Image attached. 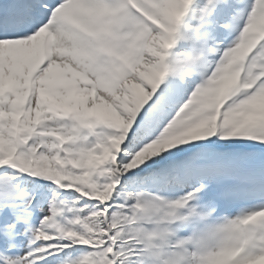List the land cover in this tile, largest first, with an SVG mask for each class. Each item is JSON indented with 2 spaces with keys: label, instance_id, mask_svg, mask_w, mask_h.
I'll return each instance as SVG.
<instances>
[{
  "label": "snow or ice",
  "instance_id": "6c2138e0",
  "mask_svg": "<svg viewBox=\"0 0 264 264\" xmlns=\"http://www.w3.org/2000/svg\"><path fill=\"white\" fill-rule=\"evenodd\" d=\"M0 264H264V0H0Z\"/></svg>",
  "mask_w": 264,
  "mask_h": 264
}]
</instances>
